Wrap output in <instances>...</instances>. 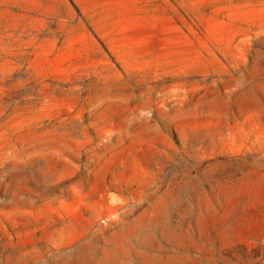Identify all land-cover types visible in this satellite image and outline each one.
<instances>
[{"label":"rangeland","instance_id":"obj_1","mask_svg":"<svg viewBox=\"0 0 264 264\" xmlns=\"http://www.w3.org/2000/svg\"><path fill=\"white\" fill-rule=\"evenodd\" d=\"M0 264H264V0H0Z\"/></svg>","mask_w":264,"mask_h":264}]
</instances>
